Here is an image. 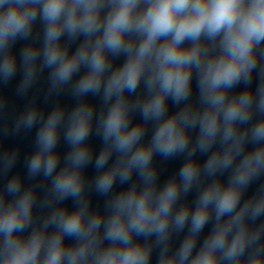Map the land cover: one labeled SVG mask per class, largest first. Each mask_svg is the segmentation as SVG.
Instances as JSON below:
<instances>
[{"label":"clouds","instance_id":"obj_1","mask_svg":"<svg viewBox=\"0 0 264 264\" xmlns=\"http://www.w3.org/2000/svg\"><path fill=\"white\" fill-rule=\"evenodd\" d=\"M153 258L264 264V0H0V264Z\"/></svg>","mask_w":264,"mask_h":264}]
</instances>
